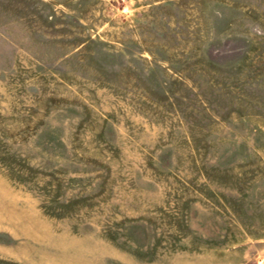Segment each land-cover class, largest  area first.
<instances>
[{
    "label": "rangeland",
    "instance_id": "374dc122",
    "mask_svg": "<svg viewBox=\"0 0 264 264\" xmlns=\"http://www.w3.org/2000/svg\"><path fill=\"white\" fill-rule=\"evenodd\" d=\"M0 264H264V0H0Z\"/></svg>",
    "mask_w": 264,
    "mask_h": 264
}]
</instances>
